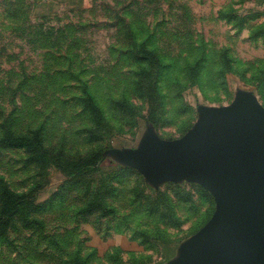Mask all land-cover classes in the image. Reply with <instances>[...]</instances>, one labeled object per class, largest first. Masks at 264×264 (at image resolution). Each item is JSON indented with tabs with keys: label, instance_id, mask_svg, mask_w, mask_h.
Wrapping results in <instances>:
<instances>
[{
	"label": "rangeland",
	"instance_id": "rangeland-1",
	"mask_svg": "<svg viewBox=\"0 0 264 264\" xmlns=\"http://www.w3.org/2000/svg\"><path fill=\"white\" fill-rule=\"evenodd\" d=\"M0 29V264H110L120 234L208 228L214 194L150 164L264 114V0H0Z\"/></svg>",
	"mask_w": 264,
	"mask_h": 264
},
{
	"label": "water",
	"instance_id": "water-1",
	"mask_svg": "<svg viewBox=\"0 0 264 264\" xmlns=\"http://www.w3.org/2000/svg\"><path fill=\"white\" fill-rule=\"evenodd\" d=\"M150 165L186 173L214 193L217 212L198 236L199 255L212 264H264V114L247 105Z\"/></svg>",
	"mask_w": 264,
	"mask_h": 264
},
{
	"label": "crops",
	"instance_id": "crops-1",
	"mask_svg": "<svg viewBox=\"0 0 264 264\" xmlns=\"http://www.w3.org/2000/svg\"><path fill=\"white\" fill-rule=\"evenodd\" d=\"M47 4L48 2L44 1L41 5L46 7ZM48 19L46 14L32 11L28 22H44ZM22 32L26 31L22 30ZM3 34H5L3 29H0V54L7 47V40ZM203 186L207 188L206 185L203 184ZM119 238V241L117 239L113 241L111 248L108 249L110 264H212L210 257L199 255L198 237L192 241H186V243H175L148 241L132 232H127L120 234Z\"/></svg>",
	"mask_w": 264,
	"mask_h": 264
},
{
	"label": "trees",
	"instance_id": "trees-1",
	"mask_svg": "<svg viewBox=\"0 0 264 264\" xmlns=\"http://www.w3.org/2000/svg\"><path fill=\"white\" fill-rule=\"evenodd\" d=\"M11 138V137H10ZM10 141L12 142L13 145H16L17 142H23L25 144L26 140L22 139V140H14V139H10ZM9 205V204H8ZM10 214L11 215V210L10 207H8L7 205L4 206V208L2 209V212L0 214V238H3V236L5 235V230L6 225L8 223V219H5V215Z\"/></svg>",
	"mask_w": 264,
	"mask_h": 264
}]
</instances>
